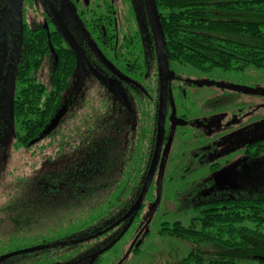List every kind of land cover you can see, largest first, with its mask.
<instances>
[{
  "label": "trees",
  "instance_id": "1",
  "mask_svg": "<svg viewBox=\"0 0 264 264\" xmlns=\"http://www.w3.org/2000/svg\"><path fill=\"white\" fill-rule=\"evenodd\" d=\"M154 2L169 68L181 64L224 73L246 67L264 70V0ZM20 36L12 76L13 118L10 122L0 100V139L5 142L12 135L14 151H30V159L39 158L41 165L0 187V211L13 227L10 237L23 240L0 258L18 257L19 264H89L101 251L92 264H104L105 256L124 242L114 258L122 264L127 250L137 254L148 235L151 220L143 218V210H157L152 204L159 190L161 203L163 184L189 177L177 168L166 174L160 164L140 209L119 222L136 204L152 167L160 87L128 96L116 86L98 88L91 75L73 84L78 59L70 52L59 57L47 82H40L45 34L32 38L29 30L21 29ZM171 83L168 99L173 97ZM118 93L125 96V104ZM193 179L179 190H167L163 198L180 203L168 214L191 213L187 225L168 224L166 214L158 232L186 242L189 251L186 256L170 252L160 264H264V193L228 198L210 190L204 200H195L187 196Z\"/></svg>",
  "mask_w": 264,
  "mask_h": 264
},
{
  "label": "flooded vegetation",
  "instance_id": "2",
  "mask_svg": "<svg viewBox=\"0 0 264 264\" xmlns=\"http://www.w3.org/2000/svg\"><path fill=\"white\" fill-rule=\"evenodd\" d=\"M21 14L20 29L29 30L32 38L44 33L48 45L51 44L41 51L42 55H45L37 75L40 76L38 78L40 82H47L60 56L64 53H73L63 35V31H66L82 51L88 65H83L81 58L76 55L79 77L75 75L73 84L82 83L81 73L84 72L97 79L95 84L98 88L116 86L127 92L128 96L135 95L137 91L143 89L160 87L157 56L143 0H22ZM57 32L62 36L58 37ZM51 38L54 39L52 43ZM11 61L8 50L3 72H6L5 67H8ZM169 70L174 73L172 88H169L173 97L171 99L165 97L163 138L157 167L163 164L166 168L171 152L180 153L176 168L186 170L187 176L194 175L188 186L187 196L195 200H204V197H207L204 195L205 192L211 190V175L217 174L222 166L245 163L247 168L253 170L256 164H264V129L254 132L264 124V120L255 127L242 126L235 133L230 132L229 126L238 123L234 115H242L240 109L225 108L222 114L213 117L209 115L194 117L195 112L208 107L211 100H195L199 107L191 106L190 90L201 86L200 82L186 78L175 66H171ZM209 83L221 92H217L218 95L212 98L215 105L224 106L227 102L239 100L240 97L249 99L252 94H257L254 93L257 87H252L251 84L234 82L222 84L217 80ZM118 97L124 104L126 103L124 95L118 93ZM172 112L173 122L170 119ZM243 115L247 117V114ZM221 118L226 119L224 129H220ZM181 122L185 124L180 125ZM227 123L229 124L226 125ZM214 131L227 133L231 138L236 137V143L221 149L219 144L227 136H219V133L213 135ZM216 137L218 138L214 141ZM166 152L167 160L161 163V156ZM199 183L203 184V187H199ZM231 185L227 188H233ZM251 185L252 182L249 181L244 184L243 189L233 192L213 190V193L228 198L250 197L264 193V189H257ZM201 196L203 198H200ZM19 261L18 257L4 258L0 260V264H19Z\"/></svg>",
  "mask_w": 264,
  "mask_h": 264
},
{
  "label": "rangeland",
  "instance_id": "3",
  "mask_svg": "<svg viewBox=\"0 0 264 264\" xmlns=\"http://www.w3.org/2000/svg\"><path fill=\"white\" fill-rule=\"evenodd\" d=\"M0 19V43H2L0 51L2 52L3 56L7 54V50L16 55V51L18 49V35L14 34L13 29H10L16 25V21L14 18L12 19L7 12ZM7 31L12 32L9 38H7L6 36L3 37V34H5V32ZM10 38H13L14 43L8 42V39ZM173 66L176 67L178 72L185 74L186 78L200 83H207L199 87H194L192 88V90H190L192 97H190L189 99V104L191 106H194L195 108L199 107V105L196 103L197 101L195 100H211L210 105L208 107H204L202 110L196 111L194 117H200L204 115L213 117L215 115L222 114V112H224V110H226L227 108L238 110L240 109L242 115H234V118L237 119L236 122L238 123L229 126V128L231 129L230 132L232 131L235 133H237L242 126L246 127L249 125L251 127H255L256 124H259L264 120V70L254 67H246V69H244L243 71L238 72L233 71L224 73L217 70H211L207 73L203 72L202 70L200 71L199 69L181 64H173ZM81 74L90 78V75H87V73L82 72ZM76 75L78 76V72ZM216 80L222 84H229L232 82L240 83L243 85L251 84L252 87L259 88L260 91L257 94H252L249 99H242L240 97L238 98L239 100H235L233 103L227 102L224 106L221 104L215 105L212 98L218 95L217 92H219V90L212 85H209V81ZM101 92L102 91H100V93ZM243 114H247V117H245ZM225 122L226 119L221 118L220 129L226 128ZM228 124L229 123H227L226 125ZM0 133H4V131L1 130ZM215 133H219V136H227V138L223 139L219 144L221 149H224L226 146L236 143V137L231 138L229 134L221 133L218 131H214L213 135ZM217 138L218 137H216L214 141ZM3 140L4 138L0 139V187L3 186L5 182H8V179L17 177V174L22 176L27 173L31 174V171H34V169H37L41 165V161L39 160V158L34 157L30 159V151L24 152V150L22 149L14 151V138L12 137V135H8L7 141L5 140L4 142ZM179 154L180 153L174 151L171 152L166 167V174H170L176 169L177 163L179 162ZM193 176L194 175L189 176L185 179V181L181 180L172 182L171 184H163L162 199L161 203L157 207V210L155 212L148 211L146 209L143 210V218H149L151 220L148 227V235L141 239L142 243L140 244V248L137 254L131 255L130 251L127 250V255L122 264H160L161 259L170 252L178 253L181 256L187 255L189 251V245L186 242L168 236H161L158 232L160 223L163 220L162 216L168 214V212L180 205V203L176 204L173 201H165L163 199L167 190H179L181 186H183V183H188ZM233 176H235V179H233ZM234 181H236V184H234ZM249 181L252 182V187L257 189H264V164H256L253 170L247 168V164L245 163H237L233 166H222V168L218 170L217 174L214 173L211 175L210 189L216 192L220 191L221 189L233 192L238 189H243L244 184ZM229 185H231V187L233 188H227ZM189 201L194 200L190 198ZM187 206L188 204H186V207ZM4 216L2 215V213H0V253L5 250H13L17 248L18 245L23 244V240H19L16 237H10V229L13 227L11 226L10 221L7 220L8 218H5ZM190 217L191 213L189 211L182 215L176 214L174 211L169 213L166 219L168 224L179 221L181 224L187 225ZM123 243L124 242L119 243L114 250H112L107 254V256H105L104 264H116L115 259H118V252L119 250L122 251V247L120 246L123 245ZM136 245H139V242ZM113 251H115V254L112 253ZM124 252L125 250L123 251V253ZM240 264L249 263L242 262Z\"/></svg>",
  "mask_w": 264,
  "mask_h": 264
},
{
  "label": "water",
  "instance_id": "4",
  "mask_svg": "<svg viewBox=\"0 0 264 264\" xmlns=\"http://www.w3.org/2000/svg\"><path fill=\"white\" fill-rule=\"evenodd\" d=\"M152 37L154 42V47L156 51L157 56V62H158V69H159V76H160V90L162 94V101H161V111L159 113L158 122H157V130H156V146H155V153H154V159L152 163L151 170L149 174L147 175L146 179L144 180V183L140 189V192L137 197L136 204L132 206L126 214L120 219L119 222H123L124 220L133 217V215L140 209L141 204L145 198V195L148 191V188L150 186V183L152 181V177L154 175V172L157 167V163L160 156L161 151V144H162V138H163V122H164V107H165V96H166V90L167 85L170 80L174 78V73L169 70L168 63H167V56H166V50H165V44H164V38L158 18V14L156 11V6L154 0H143ZM21 5L22 0H0V18L7 12L11 18L15 19L16 25L13 26V32L14 34L18 35V49L16 55L12 54L11 51H9V54L12 58V61L9 62L8 67H5L6 72H3V68L6 64V57L2 55V52L0 51V100L4 104V110L7 118L9 121H12L13 118V99H14V80L12 78L13 76V70L15 69V64L18 59L19 55V47H20V39H21V20H22V14H21ZM1 21V19H0ZM10 34L12 32H5L3 34V37L6 36L7 38L10 37ZM64 38L71 49V51L79 56L81 58V61L83 65H87V61L82 53V51L78 48V45L70 38L69 34L66 31H63ZM12 37V36H11ZM8 42L14 43L13 38L8 39ZM2 43H0L1 47ZM8 48V47H7ZM1 50V49H0ZM8 51V50H7ZM207 83H199V85H205ZM210 85V83H209ZM215 85V84H214ZM260 90L258 88L255 89L254 93H258ZM60 118V115H57L56 121ZM171 121L173 122V112L170 116ZM184 122H181L180 125H184ZM264 129V124L259 126L254 132L260 131ZM161 185V176L158 179V186L160 188ZM161 197L160 190L157 192L156 200L152 204V208H156L159 204V200ZM122 236L120 234L118 236V239ZM114 244V243H113ZM112 243L110 244V246ZM109 246V247H110ZM101 253V251L96 252L93 254L90 258V263L92 264L94 259ZM6 256L1 257L0 260L4 259ZM261 260L264 261V258H261Z\"/></svg>",
  "mask_w": 264,
  "mask_h": 264
},
{
  "label": "bare ground",
  "instance_id": "5",
  "mask_svg": "<svg viewBox=\"0 0 264 264\" xmlns=\"http://www.w3.org/2000/svg\"><path fill=\"white\" fill-rule=\"evenodd\" d=\"M150 170H151V169H150ZM146 177H147V176H146ZM152 178H153V177H152ZM145 179H146V178H145ZM120 234H121V233H120ZM120 234H119V235H120ZM119 235H118V236H119Z\"/></svg>",
  "mask_w": 264,
  "mask_h": 264
}]
</instances>
